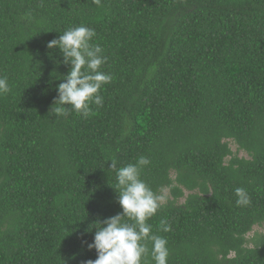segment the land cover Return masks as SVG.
I'll return each mask as SVG.
<instances>
[{"label":"trees","instance_id":"16d2710c","mask_svg":"<svg viewBox=\"0 0 264 264\" xmlns=\"http://www.w3.org/2000/svg\"><path fill=\"white\" fill-rule=\"evenodd\" d=\"M81 25L112 80L90 116L56 117L71 66L47 44ZM0 76V264L95 260L97 223L122 214L111 163L140 156L170 192L148 221L168 264H264V0H0Z\"/></svg>","mask_w":264,"mask_h":264},{"label":"clouds","instance_id":"9594fccd","mask_svg":"<svg viewBox=\"0 0 264 264\" xmlns=\"http://www.w3.org/2000/svg\"><path fill=\"white\" fill-rule=\"evenodd\" d=\"M94 37V29L81 25L70 27L58 39L47 44L49 49H59L63 64L71 66L63 82L57 86V98L50 109L56 117L67 116L71 112L88 117L92 114L91 105L103 107L100 92L111 83L112 76L101 70L108 58L103 55V49L92 42ZM10 91L7 77L0 76V96ZM149 164L145 156L123 167H117L115 161L111 163L116 174L122 214L97 223L99 227H96L94 242L88 245L89 250L95 249L97 258L88 260L86 264H145L149 256L151 264H168L167 239L153 234L148 223L165 200L140 178L142 168ZM235 196L237 207L251 204L246 189L236 188ZM159 227L165 233L172 231L167 220H161Z\"/></svg>","mask_w":264,"mask_h":264},{"label":"rangeland","instance_id":"374dc122","mask_svg":"<svg viewBox=\"0 0 264 264\" xmlns=\"http://www.w3.org/2000/svg\"><path fill=\"white\" fill-rule=\"evenodd\" d=\"M228 142H230V145H231V149H232V151H233V154H234V156H236V157H239V158H246V159H248L249 158V156H248V154L247 153H245V152H243V151H239V148H238V145L237 144H235L234 142H232V141H228ZM170 195V192L169 191H166L165 193H164V197H165V200L162 202V203H165L166 202V198L168 197ZM184 201V200H183ZM182 201V202H183ZM257 233H264V226L263 227H255L254 228V230H253V232L251 233V234H249V238H252L255 234H257Z\"/></svg>","mask_w":264,"mask_h":264}]
</instances>
